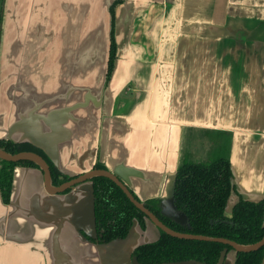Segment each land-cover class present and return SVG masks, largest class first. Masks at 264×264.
Masks as SVG:
<instances>
[{"label": "crops", "instance_id": "0c3cea01", "mask_svg": "<svg viewBox=\"0 0 264 264\" xmlns=\"http://www.w3.org/2000/svg\"><path fill=\"white\" fill-rule=\"evenodd\" d=\"M108 2L0 0V87H10L0 91V137L55 145L71 173L98 161L143 200L168 197L188 136L227 134L238 191L229 202L262 199L264 0H127L116 8L118 59L103 90ZM42 177L13 171L11 204L0 199V264H103L72 225L91 184L48 196ZM82 226L94 236L91 222ZM157 238L135 225L123 257Z\"/></svg>", "mask_w": 264, "mask_h": 264}, {"label": "trees", "instance_id": "16d2710c", "mask_svg": "<svg viewBox=\"0 0 264 264\" xmlns=\"http://www.w3.org/2000/svg\"><path fill=\"white\" fill-rule=\"evenodd\" d=\"M120 3H122L121 0H115L109 7L111 30L107 81L113 70L116 51L114 8ZM36 148L26 142L0 140V149L9 154L33 152L41 155L39 148ZM16 167H27L40 171L37 164L31 161L6 162L0 160V198L4 205L10 202L13 170ZM49 167L50 183L54 187L74 177V175L61 173L52 163ZM94 169L105 170L106 168L97 161ZM90 182L93 188L95 227L101 231L97 235L100 238L104 236L105 240L95 242L85 238L100 245L125 239L132 221L137 220L141 223L142 215L109 179L95 177ZM234 191L228 158H218L208 164L184 163L180 165L172 182V196L177 209L186 215L188 227L174 225L171 229L191 235L223 238L242 246L258 242L264 236V198L256 202L240 198L233 205L231 216L226 217L224 210L227 199ZM157 202L159 200L151 199L142 203L146 207L155 205L156 208L153 211L158 214ZM225 248L229 247L216 242L177 239L161 233L156 242L135 248L131 258H135L140 264L190 260L202 264H216L220 253ZM262 256L263 248L250 253H236L235 264H260Z\"/></svg>", "mask_w": 264, "mask_h": 264}, {"label": "water", "instance_id": "95a60500", "mask_svg": "<svg viewBox=\"0 0 264 264\" xmlns=\"http://www.w3.org/2000/svg\"><path fill=\"white\" fill-rule=\"evenodd\" d=\"M114 1L115 0H109L107 7H106L107 16H108V26L109 27H108L106 49H105V53H104L103 90L108 86L111 78L113 77L114 70H115V64H116L117 59H118V54H117L118 48H117V41H116V8L119 5L127 2V0H121L122 3L116 5L114 8V41H115V45H116V51H115V61H114L113 70L111 72L109 80L107 81L106 76H107V70H108L107 64H108L109 51H110V30H111V22H110L111 18H110V14H109V7ZM98 58H99V54L96 55V59H98ZM9 88L10 87H7L4 85V86L0 87V91L3 89L2 92L6 93ZM12 89H13V87H12ZM0 124H1V118H0ZM14 128H15V126L11 129L10 133L13 132ZM0 140H10L13 142H26V143H30L31 145L45 151V149L43 147L38 146L34 141H32L30 139H26V138H21V139L17 140V139L12 138L10 135H4V136L0 137ZM45 153L47 154V157L49 158L51 163L61 173L71 175V176L72 175H74V176L79 175V176L76 178L73 177L70 181H67V182H65V183H63L57 187H54L50 183L49 166L47 165L46 161L41 156H39L35 153H32V152H23V153L11 155V154L5 153L2 149H0V159L7 161V162L31 161V162L37 164V166L40 168V171L39 170H37V171L41 175L43 174L42 179H43L44 192L48 196L62 195V192H65L66 190H68L70 188H71L70 192H72L79 185L86 183L87 181H90L91 179H93L95 177L107 178L121 189V191L129 199V201L136 208H138L141 212H143L145 214V216L155 225V227H157L158 229H160L161 231H163L164 233H166L167 235H169L173 238L221 243V244L229 246L234 251L235 254L236 253L254 252V251L258 250L259 248H261L262 246H264V237L259 242L255 243V244L248 245V246H242V245L236 244L233 241L223 239V238H212V237H207V236H198V235H191V234L175 232V231L167 228L166 226H164L153 214H151L148 210H146L141 203L136 201L133 198V196L131 195V193L129 192V190L126 188V186L122 183V181H120L116 177L117 174L110 171L106 167H105L106 168L105 170L94 169V165L97 161L93 164V168L88 170V171L79 172V173H71L70 171H67L60 166L59 161L57 160L58 154H57V148L55 145L54 146L49 145V147L45 151ZM17 168H27V167H17ZM29 169H33V168H29ZM172 182H173V179H172ZM88 183L91 184V190L89 191L88 198L86 200H84L82 203H80L81 207L78 204L72 213L73 214L72 215V225L74 227V230L78 232V235L81 237V239L83 241L89 243L90 245L95 246V248L99 249L98 251H100V254L105 256L103 264H140L137 262V260L135 258H131V254L135 248H137L138 246H140L142 244L132 246V249L127 252L128 257H125V256L123 257V245H125V246L127 245L126 243L129 239V236L123 240H114L108 244H101L100 245V244H95V243L90 242L80 233L81 232L80 230L83 229L82 225L85 223L91 222L93 224V226H95V223H94L95 222L94 199H93V194H92L93 188H92V183L91 182H88ZM232 183L235 186L233 177H232ZM12 185H13V179H12ZM12 185H11V192H12ZM76 185H78V186H76ZM171 186H172V183H171ZM171 191L172 190L170 187L167 199L161 200V202L159 204V207L161 209L160 214L163 217H165L166 219L173 221L174 223H176L178 225L187 226L188 225L187 217L184 213L178 211L177 208L175 207ZM69 193H67V194H69ZM235 193L236 192H232V194H235ZM63 195H65V194H63ZM242 199L247 200V201H251V200H248L244 197H242ZM251 202H256V201H251ZM1 203H2V201H1ZM10 204H11V198H10V202L8 205H4V204L3 205L9 206ZM82 210H85V212L80 213ZM58 236H59V231H57V233L55 235V239H57ZM55 249H56V247H55V245H53V252H55ZM226 252H227L226 249H224L221 252L220 258H219L217 264H223L224 263V258H225ZM117 254L119 255V259L112 261V257L117 255ZM161 264H202V263L194 261V260H190V261L169 262V263H161ZM262 264H264V257H263Z\"/></svg>", "mask_w": 264, "mask_h": 264}, {"label": "flooded vegetation", "instance_id": "af4514ba", "mask_svg": "<svg viewBox=\"0 0 264 264\" xmlns=\"http://www.w3.org/2000/svg\"><path fill=\"white\" fill-rule=\"evenodd\" d=\"M187 138H189L188 139V141L186 142V143H184V147H183V156H182V163L180 164V165H182V164H184V163H191V162H186L188 159L190 160L191 159V157L193 156V155H196V154H201L202 153V151H204L205 150V154L206 153H208V152H210V151H213L214 153L216 152V153H218V152H220L221 153V155L220 156H218L215 160H217L218 158H228V151H229V144H230V140H229V135H227V134H219V135H214L213 133L211 134H206V133H204V132H197V133H194L191 137H187ZM185 139V138H184ZM204 141H206V148L203 146V144L201 145V146H199V147H197L198 145H199V143H202V142H204ZM225 143H226V145H225ZM36 149H38V148H36ZM40 150V153H41V155L40 154H37V153H35V154H37V155H39V156H41L45 161H46V163H47V165L48 166H50V164H51V161L49 160V158L44 154V152L41 150V149H38V151ZM225 150H227V155H222V153L225 151ZM18 153H23V152H18ZM18 153H15V154H18ZM33 153V152H32ZM7 154H9V153H7ZM15 154H11V155H15ZM0 160H2V159H0ZM215 160H213V161H215ZM228 160H229V163H230V159L228 158ZM4 161V160H3ZM213 161H210V162H208V163H211V162H213ZM7 162V161H6ZM200 162H198V163H195V164H199ZM208 163H201V164H208ZM179 165V166H180ZM178 166V167H179ZM230 166H231V164H230ZM17 168V167H16ZM15 169V168H14ZM49 169H50V167H49ZM178 169V168H177ZM35 170H37V169H35ZM14 171V170H13ZM177 171V170H176ZM231 171H232V169H231ZM176 173V172H175ZM43 175V174H42ZM79 175H76V176H74V178H76V177H78ZM50 177H51V172H50ZM116 177L120 180V181H122V183L126 186V188L129 190V192L131 193V195L133 196V198L136 200V201H138L139 203H141L142 205H143V207L146 209V210H148L151 214H153L164 226H166L167 228H169V229H171V228H173V226L174 225H176V226H181V227H188V225L187 226H182V225H178V224H176V223H174L173 221H170V220H168V219H166L165 217H163L161 214H160V211H161V209H160V207H159V204H160V202H161V200H163V199H161L160 197H151V198H146V199H143V200H141V199H139L136 195H135V193L133 192V190L131 189V187L130 186H128L125 182H123V180L120 178V176H118V175H116ZM232 177H233V174H232ZM72 179V178H71ZM71 179H69V180H66V181H64V182H62L61 184H63V183H65V182H67V181H70ZM107 179V178H106ZM173 179H174V177H173ZM87 182H90V181H87ZM112 182V181H111ZM113 183V182H112ZM61 184H59V185H61ZM59 185H57V186H59ZM57 186H55V187H57ZM76 186H78V185H76ZM117 186V185H116ZM118 187V186H117ZM235 187V186H234ZM119 188V187H118ZM120 189V188H119ZM70 190H71V188L70 189H68V190H66L65 192H62V194L63 193H69L70 192ZM121 190V189H120ZM171 190H172V186H171ZM69 191V192H68ZM172 192V191H171ZM234 192H237L236 191V188H235V191ZM66 193V194H67ZM124 194V193H123ZM125 195V194H124ZM231 195H232V193L229 195V197H228V199H227V203H228V200H229V198L231 197ZM127 198V197H126ZM240 198H242L240 195H239V197H238V199H240ZM264 198V197H263ZM128 199V198H127ZM151 199H157V200H159V202H157L158 203V206H157V208H158V214H156V213H154V211H153V209H155L156 207H155V205H148V207H146V205H144L142 202L143 201H149V200H151ZM165 199H167V198H165ZM238 199L236 200V202L238 201ZM129 200V199H128ZM173 200H174V198H173ZM261 200V199H260ZM130 202V201H129ZM235 202V203H236ZM131 203V202H130ZM227 203H226V206H227ZM234 203V204H235ZM132 204V203H131ZM133 205V204H132ZM174 205H175V200H174ZM226 206H225V208H226ZM133 207L142 215V218H140V220H141V223L140 222H138L137 220H133L132 221V223H131V226H130V229H129V231H128V233H127V237L131 234V232H132V229H133V227L135 226V225H137L139 228H140V230L143 232V231H145L146 230V227H147V225L148 224H150L151 226H153L155 229H156V231L158 232V238L155 240V241H153V242H156L158 239H159V237H160V234L161 233H164L163 231H161L160 229H158L157 227H155V225L145 216V214L143 213V212H141L138 208H136L134 205H133ZM175 207H176V205H175ZM177 208V207H176ZM178 210V209H177ZM179 211V210H178ZM225 211V210H224ZM181 212V211H180ZM183 213V212H182ZM187 222H188V220H187ZM95 223V222H94ZM94 228H95V234H94V236L93 237H90V236H88V235H86L84 232H80L84 237H87V238H89V239H91L92 241H95V242H103L104 240H105V238H104V236L102 237V238H100V237H98V235H97V233L99 234L101 231L99 230V229H97L95 226H94ZM171 230H173V231H175L174 229H171ZM175 232H177V231H175ZM178 233H181V232H178ZM166 234V233H165ZM185 234H187V233H185ZM126 237V238H127ZM264 237V236H263ZM262 237V238H263ZM261 238V239H262ZM260 241V240H259ZM258 241V242H259ZM153 242H149V243H153ZM149 243H144V244H149ZM257 243V242H256ZM144 244H142V245H144ZM255 244V243H254ZM229 247V246H228ZM261 248H263V256H262V259H261V263L260 264H262V261H263V257H264V246H262ZM261 248H259L258 250H260ZM226 250H227V252H226V254H225V258H224V261H225V259H226V257L228 256V254L229 253H232V254H234V259H233V264H235V256H236V254L234 253V251L229 247V248H225ZM258 250H256V251H258ZM255 252V251H254ZM250 253V252H249ZM221 254V253H220ZM220 258V257H219ZM219 260V259H218ZM218 262V261H217ZM217 264V263H216Z\"/></svg>", "mask_w": 264, "mask_h": 264}, {"label": "rangeland", "instance_id": "374dc122", "mask_svg": "<svg viewBox=\"0 0 264 264\" xmlns=\"http://www.w3.org/2000/svg\"><path fill=\"white\" fill-rule=\"evenodd\" d=\"M160 13H162V7L160 6V5H157V6H155L154 8H153V11H152V13H151V16H152V18H154V16L155 17H157ZM146 23V24H145ZM149 23V22H148ZM147 23V21H143L142 20V22L140 23V25H141V27L145 24L146 25V27H147V25H149ZM144 25V26H145ZM141 27H139L138 29H139V31H140V29H143V28H141ZM203 144V146L206 148V141H204V142H202V143H199V145L197 146V147H199V146H201ZM225 145H226V143H225ZM221 155V153L220 152H218V153H214L213 151H210V152H208V153H206L205 154V150L204 151H202V153L201 154H196V155H193L192 157H191V159L189 160H187L186 162H191V163H198V162H200V163H208V162H210V161H213V160H215L218 156H220ZM222 155L224 156V155H227V150H225L223 153H222ZM233 203H231V202H229L228 201V203H227V206H226V208H225V211H224V215L226 216V217H230L231 216V211H232V207H233Z\"/></svg>", "mask_w": 264, "mask_h": 264}]
</instances>
